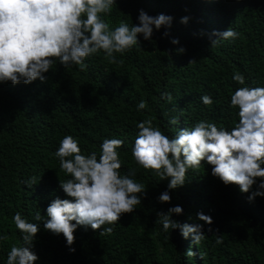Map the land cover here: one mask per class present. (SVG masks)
Listing matches in <instances>:
<instances>
[{"label": "trees", "instance_id": "obj_1", "mask_svg": "<svg viewBox=\"0 0 264 264\" xmlns=\"http://www.w3.org/2000/svg\"><path fill=\"white\" fill-rule=\"evenodd\" d=\"M110 16V28L121 21L138 24L139 9L148 15L172 16L168 37L165 29L154 31L151 41L140 36L141 49L115 54L124 63L110 64L100 52L86 60L87 68H65L57 61L45 73L47 80L13 86L0 85V264H6L10 245L22 243L12 217L20 212L29 222L40 224L31 250L39 256L35 264H264V197L249 202L251 193H241L236 185L225 186L211 175V166L190 170L186 184L171 191V203L157 197L167 189L151 170L139 166L131 149L138 129L136 123L152 119L166 135L192 127L199 120L231 129L238 122L237 110L229 107L230 96L242 87L233 74L245 76L248 87H264V0H117ZM189 17L188 23L180 19ZM229 27L240 35L220 39L213 33ZM172 38L179 44L173 45ZM185 52H176L178 48ZM190 61H194L189 64ZM162 93L171 95L167 100ZM209 95L214 103L205 106L200 97ZM141 100L148 107L137 111ZM177 118V125L169 120ZM66 135L79 139L83 154L93 151L99 158L105 138L124 141L119 149L122 174L134 171V179L147 189V196L131 214L121 216L111 234L100 235L80 227L70 252L63 235L43 228L46 208L59 196V180L69 177L54 156ZM264 167V165H262ZM35 177L29 188L23 182ZM255 186L253 187V191ZM180 205V223L201 224L206 235L196 246L184 239L179 229L163 231L156 223L160 211ZM41 213V221L35 214ZM212 217L206 224L197 213ZM45 216V217H44ZM209 227L213 231L209 232ZM218 230V231H217ZM223 240L217 244V237ZM191 247L196 253L189 257ZM202 256V257H201Z\"/></svg>", "mask_w": 264, "mask_h": 264}, {"label": "clouds", "instance_id": "obj_2", "mask_svg": "<svg viewBox=\"0 0 264 264\" xmlns=\"http://www.w3.org/2000/svg\"><path fill=\"white\" fill-rule=\"evenodd\" d=\"M118 6L117 0H0V85L11 83L32 84L39 80L46 82L45 73L59 62L65 68L79 66L87 68L86 60L100 52L110 64H123L117 53H124L136 47L142 48L138 37L151 41L154 31L165 29L168 37L173 17L160 13L150 16L139 9L138 24L130 27L121 21L110 28L104 17L112 14ZM189 17L180 19L187 24ZM220 39H236L240 34L229 27L223 32L213 33ZM173 45L179 44L172 38ZM185 48L176 49L184 53ZM194 61H190L192 63ZM233 80L242 85L230 96L229 107L237 110L238 122L231 129L217 127L214 122L199 120L192 127L178 129L175 136L166 135L154 126L152 119L136 123L138 129L131 149L135 162L146 170H151L161 181L167 180V189L159 194L161 204L171 203V191L183 187L188 174L197 171L202 162L211 166V175L225 186L236 185L241 193H251L249 202L264 197V87H248L245 76L233 74ZM163 97L171 101L168 93ZM205 106L214 101L209 95L200 97ZM148 107L145 100L137 105V111ZM172 118L169 124L177 125ZM124 141L105 138L100 145L99 158L95 151L83 154L79 139L66 135L59 142L54 156L59 159L61 170L69 177L59 180V188L66 198L57 196L46 208L43 228L53 235H63L70 252L75 243L74 233L78 228L93 231L103 230L100 235L111 234L124 214L135 211L136 205L147 196V189L135 179V172L122 174L120 152ZM35 177L23 182L29 188L35 185ZM255 190L253 191V187ZM180 205L170 207L167 212L157 213L156 223L162 224L163 231L179 229L184 239L191 237L192 243L200 245L206 235L201 224L180 223L172 219L173 214H183ZM45 217V216H44ZM197 218L206 224L213 223L212 217L197 213ZM38 211L35 220L41 221ZM19 230L22 243L10 245L6 264H35L39 256L31 250L33 241L40 232V224L29 222L20 212L12 217ZM209 232L213 231L211 227ZM218 231V230H217ZM7 235H0V241H7ZM217 244L223 240L217 237ZM186 256L196 255L191 247ZM202 257V256H201Z\"/></svg>", "mask_w": 264, "mask_h": 264}]
</instances>
